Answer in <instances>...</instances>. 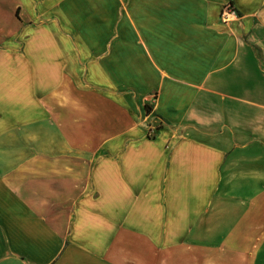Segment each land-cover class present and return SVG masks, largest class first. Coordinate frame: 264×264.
<instances>
[{
	"label": "crops",
	"instance_id": "crops-1",
	"mask_svg": "<svg viewBox=\"0 0 264 264\" xmlns=\"http://www.w3.org/2000/svg\"><path fill=\"white\" fill-rule=\"evenodd\" d=\"M228 1L0 0V264H264V0Z\"/></svg>",
	"mask_w": 264,
	"mask_h": 264
},
{
	"label": "trees",
	"instance_id": "trees-1",
	"mask_svg": "<svg viewBox=\"0 0 264 264\" xmlns=\"http://www.w3.org/2000/svg\"><path fill=\"white\" fill-rule=\"evenodd\" d=\"M228 7L231 8V9L233 8V7H232L231 0L228 1ZM232 10H234L237 14L239 13V12H238L237 10H235V9H232ZM144 109H145V112H146V113L149 112V107H148V106L144 105ZM152 119H156V120L158 121V123L156 124V128L160 127V126H161L162 124H164V122H165L163 119H161V118H160L159 116H157V115H156V116L153 115V116H152Z\"/></svg>",
	"mask_w": 264,
	"mask_h": 264
},
{
	"label": "built area",
	"instance_id": "built-area-1",
	"mask_svg": "<svg viewBox=\"0 0 264 264\" xmlns=\"http://www.w3.org/2000/svg\"><path fill=\"white\" fill-rule=\"evenodd\" d=\"M156 129V124H149L147 127V133L152 132V130Z\"/></svg>",
	"mask_w": 264,
	"mask_h": 264
},
{
	"label": "rangeland",
	"instance_id": "rangeland-1",
	"mask_svg": "<svg viewBox=\"0 0 264 264\" xmlns=\"http://www.w3.org/2000/svg\"><path fill=\"white\" fill-rule=\"evenodd\" d=\"M146 131H147V129H146ZM152 132H154V130H152Z\"/></svg>",
	"mask_w": 264,
	"mask_h": 264
}]
</instances>
